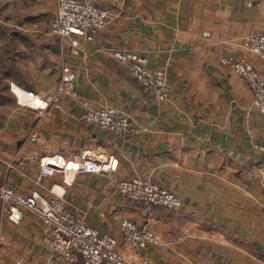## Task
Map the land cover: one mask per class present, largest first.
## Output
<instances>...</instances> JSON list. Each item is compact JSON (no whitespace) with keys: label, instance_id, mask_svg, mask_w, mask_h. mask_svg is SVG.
Masks as SVG:
<instances>
[{"label":"crops","instance_id":"obj_1","mask_svg":"<svg viewBox=\"0 0 264 264\" xmlns=\"http://www.w3.org/2000/svg\"><path fill=\"white\" fill-rule=\"evenodd\" d=\"M110 10L92 40L50 34L57 0H0V186L56 195L100 234L119 240L127 264L264 262V118L246 80L224 56L264 60L245 37L264 30V2L85 0ZM130 50L168 71L170 97L158 102L115 55ZM65 68L78 96L48 104ZM29 91L37 92L32 97ZM84 100L127 112L141 128L123 137L86 120ZM44 109L46 117L38 115ZM100 172H79L85 160ZM53 164L55 172L42 173ZM144 177L177 192L184 205L146 206L116 188ZM15 221L0 198V264H86L45 244L44 222L23 209ZM124 218L176 239L132 250Z\"/></svg>","mask_w":264,"mask_h":264},{"label":"built area","instance_id":"obj_2","mask_svg":"<svg viewBox=\"0 0 264 264\" xmlns=\"http://www.w3.org/2000/svg\"><path fill=\"white\" fill-rule=\"evenodd\" d=\"M249 6L260 5L264 0H245ZM109 10L80 0H59L58 19L53 25V32L69 36L78 34L92 40L99 30L110 23ZM245 46L264 60V31L246 36ZM118 60L129 67L131 74L142 84L145 90L158 102L169 99L171 88L168 71L165 68L153 69L148 58L130 50H117ZM221 62L241 75L254 94V103L264 118V67H259L246 57L224 56ZM77 75L65 68L60 87L45 96L48 104L59 101L65 95L78 96L76 92ZM32 97H39L37 92H28ZM86 120L99 128L112 131L123 137H134L141 128L131 116L113 106H97L90 100H84ZM38 115L47 116L44 109ZM256 150L264 153V131L262 140L254 144ZM102 163L85 160L78 166L79 172H100ZM55 172L53 164L43 166L42 173L51 175ZM116 188L127 198L146 206H163L169 209L183 206L181 196L158 182L144 177L121 179ZM0 198L7 205L8 216L19 221L24 216L23 209L33 211L44 222V240L47 247L65 260L75 261L83 256L86 264H126L127 260L118 248L119 240L110 234H100L87 224L85 219L70 210L65 202L56 195L43 192L21 193L8 184L0 186ZM121 232L130 248L142 252L149 245L168 249L175 245L176 239L154 231L148 225H140L135 220L124 218L120 224ZM261 264H264L261 263Z\"/></svg>","mask_w":264,"mask_h":264},{"label":"rangeland","instance_id":"obj_3","mask_svg":"<svg viewBox=\"0 0 264 264\" xmlns=\"http://www.w3.org/2000/svg\"><path fill=\"white\" fill-rule=\"evenodd\" d=\"M80 1H82V2H84V3H89V4H93V5H96L97 7H101V8H105V7H102V6H99V5H97V4H95V3H93V2H90V1H85V0H80ZM264 2V1H263ZM58 6H59V0H57V10H58ZM105 9H107V8H105ZM107 10H109V9H107ZM58 12V11H57ZM109 12H110V10H109ZM110 15H111V12H110ZM57 19H58V16H57ZM56 19V20H57ZM111 19H112V15H111ZM55 20V21H56ZM55 21L50 25V29L48 30V32H50V34H57V35H59V36H64V35H62V34H59V33H56V32H53V25H54V23H55ZM110 22H111V20H110ZM110 24V23H109ZM108 24V25H109ZM107 25V26H108ZM264 31V30H263ZM256 33V32H255ZM71 35H73V34H71ZM71 35H69V36H71ZM78 35V34H77ZM248 36V35H247ZM245 41H246V37H245ZM130 179V178H129ZM163 186V185H162ZM169 189V188H168ZM172 191V190H171ZM173 192H175V191H173ZM175 193H177V192H175ZM178 194V193H177ZM179 195V194H178ZM180 196V195H179ZM184 205V204H183ZM121 251V250H120ZM122 252V251H121ZM124 254V253H123ZM125 256V255H124ZM125 258H126V256H125ZM127 260V259H126ZM127 264V263H126Z\"/></svg>","mask_w":264,"mask_h":264},{"label":"trees","instance_id":"obj_4","mask_svg":"<svg viewBox=\"0 0 264 264\" xmlns=\"http://www.w3.org/2000/svg\"><path fill=\"white\" fill-rule=\"evenodd\" d=\"M0 95L3 96V98H4V95L1 94V91H0Z\"/></svg>","mask_w":264,"mask_h":264}]
</instances>
